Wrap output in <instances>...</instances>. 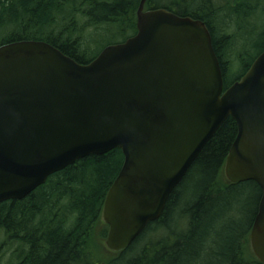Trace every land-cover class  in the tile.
I'll use <instances>...</instances> for the list:
<instances>
[{"label":"water","instance_id":"obj_1","mask_svg":"<svg viewBox=\"0 0 264 264\" xmlns=\"http://www.w3.org/2000/svg\"><path fill=\"white\" fill-rule=\"evenodd\" d=\"M136 11V33L79 64L42 41L0 46V204L19 201L78 160L119 149L104 198L105 246L127 249L221 125L236 137L224 176L261 190L249 246L264 264V51L224 89L204 22Z\"/></svg>","mask_w":264,"mask_h":264},{"label":"trees","instance_id":"obj_2","mask_svg":"<svg viewBox=\"0 0 264 264\" xmlns=\"http://www.w3.org/2000/svg\"><path fill=\"white\" fill-rule=\"evenodd\" d=\"M140 0H0V46L42 41L79 64L136 33ZM205 23L223 74L224 89L264 51V0H148ZM264 17V13H263ZM116 39L97 49L98 34ZM110 33V32H109ZM241 72L233 79L231 70ZM237 128L228 118L169 196L158 220L115 256L102 253L108 226L95 234L106 193L123 164L114 149L88 156L51 175L19 201L0 204V238L13 248L8 264H261L249 234L261 190L255 182L228 183L223 167ZM1 247V245H0ZM0 253V264L1 257Z\"/></svg>","mask_w":264,"mask_h":264},{"label":"rangeland","instance_id":"obj_3","mask_svg":"<svg viewBox=\"0 0 264 264\" xmlns=\"http://www.w3.org/2000/svg\"><path fill=\"white\" fill-rule=\"evenodd\" d=\"M263 13L264 10H261V15H257V18L255 19V21L257 22V24H259L264 17H263ZM101 29L104 28H108V32L106 34V31H102L98 34L97 39H94L95 41L98 42V46L96 47L97 49L102 48L103 46L107 45L109 42L113 41L116 39V36H112L111 33L115 32V27L113 26H109V25H105L104 27H100ZM241 72L240 67L239 66H235L232 70H231V75H232V79ZM223 176H224V169H223ZM224 179L227 181V179L224 176ZM228 182V181H227ZM97 229L95 230V234L98 235L99 232L101 231V229L104 228L105 224L102 222L101 217L99 220V223L97 224ZM5 243V238H0V253L3 254V256L1 257V264H8V261L10 259L11 253L13 252V248L9 247L8 244H4ZM101 246H104L103 249H101L102 253H106L107 255H111V256H115L116 254L111 252L110 250H108L105 246V241H101ZM250 248V247H249ZM251 251V250H250Z\"/></svg>","mask_w":264,"mask_h":264},{"label":"flooded vegetation","instance_id":"obj_4","mask_svg":"<svg viewBox=\"0 0 264 264\" xmlns=\"http://www.w3.org/2000/svg\"><path fill=\"white\" fill-rule=\"evenodd\" d=\"M144 10H146V9L144 8Z\"/></svg>","mask_w":264,"mask_h":264}]
</instances>
